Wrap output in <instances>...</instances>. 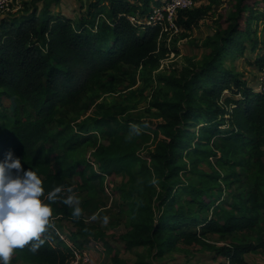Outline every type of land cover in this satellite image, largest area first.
Here are the masks:
<instances>
[{
    "label": "trees",
    "instance_id": "trees-1",
    "mask_svg": "<svg viewBox=\"0 0 264 264\" xmlns=\"http://www.w3.org/2000/svg\"><path fill=\"white\" fill-rule=\"evenodd\" d=\"M195 1L194 8L177 12L175 23L186 39L205 20L217 24L202 40L207 48L202 62L175 66L170 74L155 77L154 70L169 50L164 25L151 21L155 9L151 3L163 6L166 0H80L77 22L60 11L51 12V1L45 0L41 8L35 5L19 17L0 20V160L11 150L25 170L41 177L45 195L63 186L59 198L50 202L53 216L74 220L76 230L69 237L75 246L84 250L92 240L102 244L113 264H124L122 253L136 246L150 245L159 256L179 242L210 247L216 258H227L229 264H250L248 253L264 251V91L226 63L228 58L233 63L234 55H244L248 47L260 50L264 0H231L228 16L217 18L212 7L224 0ZM256 60L264 62V54H257ZM120 72H140L144 80L148 75L161 84L152 102L161 121L119 119L93 99L86 105L93 114L74 130L52 132L61 108L79 105L92 89L106 88L107 74ZM4 98L15 101L12 114ZM127 111L123 108L122 113ZM192 127L199 129L198 136ZM91 140V156L74 158L75 151ZM141 140L144 146L138 152ZM190 153L198 154V161L207 153L226 158L231 171L223 176L213 172L209 177L215 185L236 174L234 181L241 182L239 176L246 174L251 188L225 207L222 200L211 205L209 191L218 188L204 182L188 191L187 205L174 208L178 191L186 189L180 173L186 167L185 154ZM121 174L135 183L129 190L124 184L120 187L122 198L131 202L132 227L125 233L108 237L87 224L83 213L73 216L72 207L62 202L88 190L96 180L105 189V179ZM68 187L73 193L66 191ZM210 209L209 218L197 215ZM254 230L258 243L235 239ZM212 234L226 243H211ZM42 239L36 252L29 246L17 248L28 264L68 263L72 251L57 240L52 223Z\"/></svg>",
    "mask_w": 264,
    "mask_h": 264
},
{
    "label": "rangeland",
    "instance_id": "rangeland-1",
    "mask_svg": "<svg viewBox=\"0 0 264 264\" xmlns=\"http://www.w3.org/2000/svg\"><path fill=\"white\" fill-rule=\"evenodd\" d=\"M51 1L49 9L51 12H62L77 22L80 16V0H61L60 5H56L54 0ZM45 3V0H12L0 8V20L4 17H19L27 9L33 8L38 5L40 8ZM202 4H209V0H203ZM157 3H151V7L157 8ZM232 10L231 0H224L220 5H213L212 15L214 17H226ZM176 18V16H174ZM174 18V22H175ZM174 22L166 21L163 23L164 33L163 40L169 53L160 59L157 68L154 70L152 76H158L159 74H170L172 68L185 67L188 68L193 63H201L204 55L207 52V48L202 45V40L211 35L217 28V24L211 21L205 20L199 28L193 29L188 33L191 34V38H184V30H181L177 25L174 26ZM176 24V23H175ZM262 43L260 50L252 51L248 47L244 55H234L235 61L232 63V58L227 59V66L233 68L242 74V77L248 81L256 90L260 89V80L264 74V62H257V54H264V25L260 31ZM177 50V51H174ZM144 80L143 73H109L107 74L103 82L106 88H94L83 99V101L76 106L63 107L60 109L59 114L56 117V121L53 123L51 130L53 133L62 132L65 134L75 129L76 125L83 122L88 116L93 114L92 110H86V105L93 99L97 100V103H103L109 107L114 116L119 119H125L134 117L137 119L152 120L155 122L161 121L158 117V110L152 105L155 98V90L161 86V84L154 79ZM1 92V90H0ZM6 106V110L9 114H12L16 108V103L13 100L7 98L3 99ZM128 108L126 113H122L123 108ZM191 130L195 131L198 136L199 129L192 127ZM128 137H130L128 135ZM102 138L100 134L99 139ZM144 141H140L139 144ZM94 142L85 144L75 151L74 158L87 159L90 157ZM144 143L138 152L143 149ZM206 148V147H204ZM211 150L213 147H208ZM184 163L185 169L180 173V179L182 184L186 186L185 190H179L177 203L174 208H179L182 205H187V200L190 198L188 191L193 187L198 188L204 182L205 185L210 188L209 195L213 205L214 200H222L225 207L234 200V198L242 192L245 188H251L249 178L246 174H242L239 177L243 181L237 180L238 175L229 178L228 180L222 179L215 185L210 181V175L213 172L224 175L230 173V168L226 164V158L220 155L213 156L207 153L205 159L198 161V154H185ZM225 163V164H224ZM220 164H224L220 165ZM225 167V170L224 168ZM139 167L136 168V171ZM227 170V171H226ZM237 173H241V169H236ZM130 189L135 186V183L130 180L129 176L118 175L113 178H107L104 180L103 189L102 183L99 180L93 181L90 184L88 190L84 191L80 195L76 196L79 200V206L82 209L83 218L87 224H93L101 229L106 236L119 235L127 232L132 226V218L129 214L131 208V202L125 201L121 196L120 187ZM168 208V205L165 206ZM164 209V208H163ZM197 212V209L195 210ZM198 216L201 218H209L212 215V209L198 211ZM157 214V211L155 215ZM54 215V214H53ZM54 217V216H53ZM107 217V221H105ZM72 219H63L60 223L61 227L65 231H71L74 233L76 230ZM52 223V218H51ZM264 228V220L261 222ZM49 228V227H48ZM82 238V236H80ZM163 238V237H162ZM235 239H246L248 242L258 243V231H245L243 234L237 236ZM211 243H215L217 246H222L227 240L219 238V235L212 234L209 236ZM94 246L95 241H90ZM156 250H153L152 246H136L131 250H127L122 253L124 264H229L227 258L215 257L214 249L207 246H186L181 242L176 246L170 247L162 255L156 256ZM106 262L111 264L110 255L106 252ZM246 259L250 264H264V251L256 253H248ZM10 264H28L23 258L22 254L15 249L12 254Z\"/></svg>",
    "mask_w": 264,
    "mask_h": 264
},
{
    "label": "clouds",
    "instance_id": "clouds-1",
    "mask_svg": "<svg viewBox=\"0 0 264 264\" xmlns=\"http://www.w3.org/2000/svg\"><path fill=\"white\" fill-rule=\"evenodd\" d=\"M63 186H56L45 195L41 177L23 168L21 158L10 150L0 160V264H10L17 248L29 246L36 252L44 243L42 234L51 226L53 210L50 202L57 200ZM73 193L72 187L66 189ZM62 202L72 207L79 217L82 209L74 194ZM107 221V217L104 218Z\"/></svg>",
    "mask_w": 264,
    "mask_h": 264
},
{
    "label": "built area",
    "instance_id": "built-area-1",
    "mask_svg": "<svg viewBox=\"0 0 264 264\" xmlns=\"http://www.w3.org/2000/svg\"><path fill=\"white\" fill-rule=\"evenodd\" d=\"M8 1L12 0H0V8L4 7ZM197 5L195 0H166L165 4L162 7H157L154 9V14L151 17V21L153 23L163 24L166 21H171L174 16H176L177 12L180 9H190L194 8ZM131 20L136 21L135 17H131ZM174 26H176L174 22ZM260 89L264 91V74L260 80ZM59 216L52 217V227L54 232L57 234V240H63L71 249L72 253L70 259L67 264H90V257L88 252L84 250H80L74 244V242L70 239L71 231H65L60 223L63 219H60Z\"/></svg>",
    "mask_w": 264,
    "mask_h": 264
},
{
    "label": "crops",
    "instance_id": "crops-1",
    "mask_svg": "<svg viewBox=\"0 0 264 264\" xmlns=\"http://www.w3.org/2000/svg\"><path fill=\"white\" fill-rule=\"evenodd\" d=\"M85 250L89 254L90 264H108L106 262V256H105L107 251L104 250V248L102 247V244L94 246L92 243L86 242L85 243ZM111 264H113V263L111 262Z\"/></svg>",
    "mask_w": 264,
    "mask_h": 264
}]
</instances>
